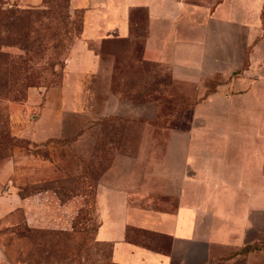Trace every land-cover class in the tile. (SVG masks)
Returning a JSON list of instances; mask_svg holds the SVG:
<instances>
[{
  "label": "crops",
  "instance_id": "crops-1",
  "mask_svg": "<svg viewBox=\"0 0 264 264\" xmlns=\"http://www.w3.org/2000/svg\"><path fill=\"white\" fill-rule=\"evenodd\" d=\"M68 8L81 18L66 61L72 87L85 90L103 70L97 47L141 39L176 86L193 90L189 125L169 130L151 185L101 196L96 238L111 262L264 264V0H68ZM76 102L73 114L88 117ZM87 127L33 140L79 138ZM19 207L13 188H0V223Z\"/></svg>",
  "mask_w": 264,
  "mask_h": 264
},
{
  "label": "rangeland",
  "instance_id": "rangeland-1",
  "mask_svg": "<svg viewBox=\"0 0 264 264\" xmlns=\"http://www.w3.org/2000/svg\"><path fill=\"white\" fill-rule=\"evenodd\" d=\"M80 34L68 0H0V188L20 200L0 223V264H113L96 238L105 188L151 185L169 130L189 125L193 90L141 39L97 47L103 70L72 87L66 61ZM78 97L90 117L73 114ZM78 126H88L79 138L33 140Z\"/></svg>",
  "mask_w": 264,
  "mask_h": 264
}]
</instances>
